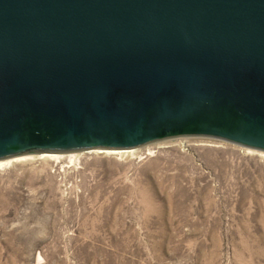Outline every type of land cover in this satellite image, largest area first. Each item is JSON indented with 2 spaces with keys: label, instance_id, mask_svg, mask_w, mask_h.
Wrapping results in <instances>:
<instances>
[{
  "label": "water",
  "instance_id": "water-1",
  "mask_svg": "<svg viewBox=\"0 0 264 264\" xmlns=\"http://www.w3.org/2000/svg\"><path fill=\"white\" fill-rule=\"evenodd\" d=\"M180 135L264 151V0H0V160Z\"/></svg>",
  "mask_w": 264,
  "mask_h": 264
},
{
  "label": "rangeland",
  "instance_id": "rangeland-1",
  "mask_svg": "<svg viewBox=\"0 0 264 264\" xmlns=\"http://www.w3.org/2000/svg\"><path fill=\"white\" fill-rule=\"evenodd\" d=\"M0 167V264H264V151L180 135Z\"/></svg>",
  "mask_w": 264,
  "mask_h": 264
},
{
  "label": "bare ground",
  "instance_id": "bare-ground-1",
  "mask_svg": "<svg viewBox=\"0 0 264 264\" xmlns=\"http://www.w3.org/2000/svg\"><path fill=\"white\" fill-rule=\"evenodd\" d=\"M93 150L96 151V152H99V153H104V154H108V153L125 154V153H128V152L132 151V149H93ZM28 155L51 156V157H54V158H58V157L63 156L64 154H60V153H40V154H27V156ZM76 155H77L76 153H68L69 158H71V157L73 158ZM24 156L25 155H19V156H15V157H12V158H7V159L0 160V167L6 166V165L10 164L12 161L19 160V159L23 158Z\"/></svg>",
  "mask_w": 264,
  "mask_h": 264
}]
</instances>
